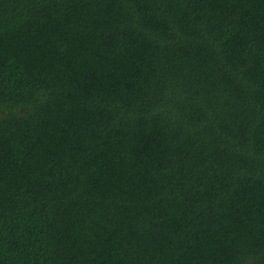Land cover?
Instances as JSON below:
<instances>
[{
    "label": "trees",
    "instance_id": "1",
    "mask_svg": "<svg viewBox=\"0 0 264 264\" xmlns=\"http://www.w3.org/2000/svg\"><path fill=\"white\" fill-rule=\"evenodd\" d=\"M0 264H264V0H0Z\"/></svg>",
    "mask_w": 264,
    "mask_h": 264
}]
</instances>
